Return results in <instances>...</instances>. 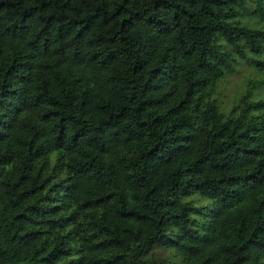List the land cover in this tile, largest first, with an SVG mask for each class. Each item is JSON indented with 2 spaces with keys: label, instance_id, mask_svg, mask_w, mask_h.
Wrapping results in <instances>:
<instances>
[{
  "label": "trees",
  "instance_id": "trees-1",
  "mask_svg": "<svg viewBox=\"0 0 264 264\" xmlns=\"http://www.w3.org/2000/svg\"><path fill=\"white\" fill-rule=\"evenodd\" d=\"M245 1L0 0V264H264Z\"/></svg>",
  "mask_w": 264,
  "mask_h": 264
},
{
  "label": "rangeland",
  "instance_id": "rangeland-1",
  "mask_svg": "<svg viewBox=\"0 0 264 264\" xmlns=\"http://www.w3.org/2000/svg\"><path fill=\"white\" fill-rule=\"evenodd\" d=\"M238 15L234 21L251 26H264V0H246L238 8ZM264 56V52L262 54ZM260 73V72H259ZM256 72L253 65L245 62H234L233 70L224 75L217 85V96L224 109L230 108L238 102L240 96L248 89L251 92L250 100L264 96V83L259 81L262 74ZM169 263L180 260L179 254L171 249L155 245L149 253Z\"/></svg>",
  "mask_w": 264,
  "mask_h": 264
}]
</instances>
